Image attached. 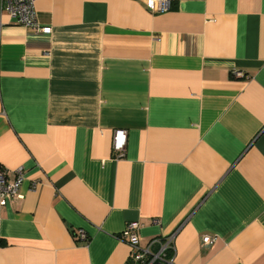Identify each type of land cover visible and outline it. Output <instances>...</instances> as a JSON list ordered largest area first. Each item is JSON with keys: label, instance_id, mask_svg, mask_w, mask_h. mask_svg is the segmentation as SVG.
<instances>
[{"label": "crops", "instance_id": "obj_1", "mask_svg": "<svg viewBox=\"0 0 264 264\" xmlns=\"http://www.w3.org/2000/svg\"><path fill=\"white\" fill-rule=\"evenodd\" d=\"M145 1L36 0L45 36L0 0V166L25 176L0 264H131L132 221L173 264H264V0Z\"/></svg>", "mask_w": 264, "mask_h": 264}, {"label": "built area", "instance_id": "obj_2", "mask_svg": "<svg viewBox=\"0 0 264 264\" xmlns=\"http://www.w3.org/2000/svg\"><path fill=\"white\" fill-rule=\"evenodd\" d=\"M36 0H2V8L7 11L10 18L17 24L30 28L34 35H49L52 32V27L49 25H42L38 22L34 4ZM147 8L152 12H163L168 8V0H146ZM241 76V72L236 73ZM126 142V134L122 129H117L113 135V147L118 156L123 155ZM25 179L22 167L14 170V177L9 178L4 167L0 166V205L11 202L16 198H22L23 193L21 185ZM34 187L35 183H31ZM155 224H159V219L153 220ZM139 223L132 221L124 227L121 238L129 245L130 248V262L131 264H173L172 258L166 256V251L172 248L173 235L165 237L160 243L157 251H150V247L155 240H152L147 247L141 248L139 246V236L137 230ZM77 236L80 239H87L86 233L79 229ZM202 244L210 245L215 240L214 236L203 235Z\"/></svg>", "mask_w": 264, "mask_h": 264}]
</instances>
